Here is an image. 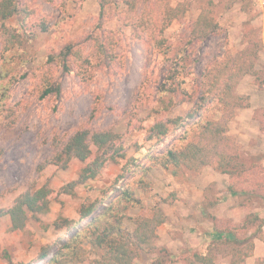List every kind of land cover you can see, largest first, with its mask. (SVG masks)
<instances>
[{
    "label": "rangeland",
    "instance_id": "rangeland-1",
    "mask_svg": "<svg viewBox=\"0 0 264 264\" xmlns=\"http://www.w3.org/2000/svg\"><path fill=\"white\" fill-rule=\"evenodd\" d=\"M18 2L29 16L15 15L5 23L12 33L21 34L23 44L10 42L11 35L0 28V208L10 207L27 190L47 185L51 204L42 220H77L83 204L96 203L101 211L129 188L137 203L127 209L128 215H151L153 207L161 206L168 216L161 226L167 227L162 231L169 248L159 235L156 239L167 252H143L145 261H137L141 254L133 264H179V259L201 264L193 252L176 258L172 253L192 245L202 216L210 222L208 233L235 232L242 240L239 247L253 240V256L261 254L264 240L252 238L256 228L238 225L248 213L264 217V190L251 200L240 199L229 191V176L211 166L193 171L153 165L143 171L152 157L187 142L176 119L222 117L216 78L226 77L228 63L256 42V74L240 77L233 88L249 97V106L238 108L228 125L241 146V160L250 172L264 176V0H114L103 10L100 0ZM201 13L220 28L192 41L191 24ZM66 45L78 51L68 56V70L57 56ZM57 83L59 93L43 96ZM159 123L168 129L165 136L156 135ZM81 127L115 131L126 155L73 194L62 193L59 189L96 156L97 147L91 145L88 161L73 158L62 168L61 144ZM124 225L130 232L135 228L127 218ZM72 233L54 235L52 227H42L35 219L15 230L5 217L0 221V264H39L44 245ZM216 241L206 243L213 246L216 264H232L233 246ZM56 250L52 247L48 257ZM83 254L95 258L100 252L84 243Z\"/></svg>",
    "mask_w": 264,
    "mask_h": 264
},
{
    "label": "trees",
    "instance_id": "trees-1",
    "mask_svg": "<svg viewBox=\"0 0 264 264\" xmlns=\"http://www.w3.org/2000/svg\"><path fill=\"white\" fill-rule=\"evenodd\" d=\"M113 1L100 0L101 9L103 10ZM132 6L135 7L134 2ZM29 14V10L20 5L18 0H0V28L11 35L8 40L13 44L17 43L16 46L23 44L21 34L12 33V29L10 30L5 22L15 15L27 17ZM43 28L44 31L48 29L46 25H43ZM191 28L190 40L194 41L216 33L220 26L211 21L205 13H201L192 22ZM258 46L255 42L253 47L238 53L227 65V76L216 78L215 86L218 88L219 100L222 104L220 106L223 107L222 117L212 120L200 115L176 119V128L184 129V139L187 142L184 145L169 147L162 155L152 157L150 159L152 163L144 168V173L153 165H159L165 169L185 167L193 171H201L204 167L211 166L229 176V191L239 194L240 199L246 197L251 200L260 190H264V176H260L258 172H250V167L241 160V146L237 137L230 132L228 125V120L235 116L238 108L249 106L247 105L249 97L235 94L233 88L240 77L256 74ZM72 53L77 54L78 51H73L72 45H66L57 55L64 70H68L67 58ZM60 91L61 87L58 83L52 84L45 89L43 96ZM155 132L158 137H161L167 134L168 129L164 123H159ZM120 139L121 136L111 129L79 128L61 144L59 162L62 161V168H67L69 161L73 158L82 162L88 161L93 153L91 145L97 147L96 156L81 169L76 179L63 185L59 192L73 194L77 186L95 179L107 165L119 162V159L126 155L124 146L119 143ZM239 185L240 188H238ZM51 194L52 190L44 185L36 190L21 193L10 207L0 208V221L9 217L12 228L15 230L23 229L30 219H35L42 227H52L55 231L54 235L63 233L66 236L68 232H73L68 239L60 235L56 236L55 241L44 245L39 254L41 259L39 264H133L143 252L151 253L157 250L167 252L166 248L158 246L156 239L158 228L168 221V216L161 206L153 207L151 215L136 217L128 215L127 209L137 203L131 189H124L101 211H96V203H87L79 209L80 216L77 220L59 216L51 224H46L40 215L50 210ZM261 197L264 199V191ZM126 218L135 224L132 232L124 225ZM238 226L243 230L256 228L252 238L255 239L257 236L264 240V217L258 213H248ZM219 239L221 243H229L233 246L232 264L243 263L252 255L253 240L247 246L239 247L238 243L242 240L235 232L219 229L215 231L214 242L209 244L215 245L216 240ZM84 243L98 248L100 255L95 258L84 255ZM55 246L57 250L52 257H48L52 247ZM208 249L207 255L195 253V256L204 264H215L213 246L208 245ZM255 264H264V258H256Z\"/></svg>",
    "mask_w": 264,
    "mask_h": 264
},
{
    "label": "crops",
    "instance_id": "crops-1",
    "mask_svg": "<svg viewBox=\"0 0 264 264\" xmlns=\"http://www.w3.org/2000/svg\"><path fill=\"white\" fill-rule=\"evenodd\" d=\"M198 180L200 181V178ZM202 219L204 220V222L201 223L203 225H200V229H197V232L194 234V237H193L194 239H192L193 243L190 242V244H192V245L189 246V247H187L188 248L187 251H183L182 249H180L179 251H177L175 253H172L173 254V257L176 254L189 253V252H191V253L193 252L194 254L195 253H199L200 255H203V256L208 254L209 249H208V245H206V243L209 242L211 238L213 239L215 233H208L207 232V228H209V226H210L209 223L210 222L208 220H205L206 219L205 216H202ZM206 221H208L209 223H207ZM166 228H165V226H160L159 227L158 235L160 237L158 239H162L164 241L163 242L164 245H166L167 248H169L168 242H165V239H164L165 238V236H164V233L165 232L162 231V230H165L166 231L167 230ZM263 229H264V226H263ZM208 234H212L211 237H209ZM202 243H204V244H202ZM176 257L177 256H175L174 258H176ZM258 257L264 258V251H261V254L254 255V256H253V252H252V255H250L249 257H247V263L248 264H255V259L258 258ZM251 258H253V260ZM145 259H146V255L145 254H142L141 255V258L137 259V261H145ZM178 261H179V264H183L182 260L179 259ZM201 264H204V263H201ZM215 264H216V261H215ZM222 264H231V263H230V261H223Z\"/></svg>",
    "mask_w": 264,
    "mask_h": 264
}]
</instances>
